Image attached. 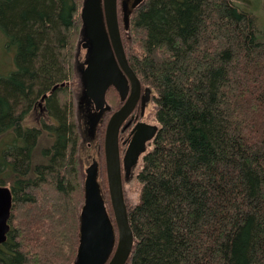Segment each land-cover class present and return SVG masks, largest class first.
I'll list each match as a JSON object with an SVG mask.
<instances>
[{"label":"trees","instance_id":"16d2710c","mask_svg":"<svg viewBox=\"0 0 264 264\" xmlns=\"http://www.w3.org/2000/svg\"><path fill=\"white\" fill-rule=\"evenodd\" d=\"M83 2L0 0V33L15 53V68L0 74V184L12 191L0 264L76 261L85 188L61 96ZM263 3L143 0L128 27L118 6L128 61L152 90L159 126L137 173L127 264H264ZM45 94L49 121L27 125Z\"/></svg>","mask_w":264,"mask_h":264},{"label":"water","instance_id":"95a60500","mask_svg":"<svg viewBox=\"0 0 264 264\" xmlns=\"http://www.w3.org/2000/svg\"><path fill=\"white\" fill-rule=\"evenodd\" d=\"M143 0H120L125 26L129 25L132 10ZM119 0H84L81 9L82 40L87 48L86 67L81 79L87 96L92 97L98 108L90 117V130L94 133L104 112L105 94L111 85H118L127 75L132 86L125 103L112 114L105 134V157L111 203L115 216L110 219L99 194L96 160L87 169L84 181L85 195L80 219V242L75 264H127L134 246V234L124 198L121 160L119 152V131L130 115L141 94V81L131 68L126 56L118 15ZM65 83L63 82L62 85ZM56 85L54 88H56ZM46 95H44L45 97ZM43 97V98H44ZM158 125L139 123L124 157L127 170L135 166L147 151L146 140L154 137ZM12 191L0 184V245L5 241L10 228Z\"/></svg>","mask_w":264,"mask_h":264},{"label":"flooded vegetation","instance_id":"af4514ba","mask_svg":"<svg viewBox=\"0 0 264 264\" xmlns=\"http://www.w3.org/2000/svg\"><path fill=\"white\" fill-rule=\"evenodd\" d=\"M84 43H86V39L82 40V46ZM83 47L85 48L86 53H85L84 65L81 67V71L86 67L87 48H86V46H83ZM129 65H130V63H129ZM131 68H132V66H131ZM81 83H82V79H81ZM141 85H142V83H141ZM84 89L85 88H84V85L82 83V91L79 94L80 100H79L78 107H80V108L85 107V109H87V111H88V114H87V117H88L87 123L89 125L88 131H89L91 137L92 136L96 137V140L98 142L97 143L98 155L96 158H92V162L94 160H96L98 163L96 179H97L98 184H99V194H100V196L104 202V205L106 207V210H107V213H108L110 219L112 220L113 223L116 224L115 216H114V212H113V207H112V203H111L110 191H109L106 157L103 158V161H101L100 155H102V153H103V156H105V142L104 141H105L107 124H108L112 114L114 112H116L125 103L126 99L129 97L131 90H132V86H131V82H130L128 76L126 75L124 80L120 81L118 85H111L108 88V90L105 94V98H106L105 100L106 101L104 103V112H103L93 134L90 130V123H89L90 117L93 115H96L101 108H98L95 100L92 97H89L86 95ZM113 90L115 91L114 94L109 96L110 92ZM115 93H116V95H115ZM45 95H46L45 97H44V95L41 97L42 101H44L45 98L47 97V94H45ZM152 100H153L152 90L150 88L144 87L142 85L140 97H139L136 105L134 106L132 112L130 113V115L122 123L120 131H119V135H118V137H119V152H120V160H121L122 186H123L124 198H125V202L127 205L128 213L130 211V208H129L128 201H127L126 187L125 186L127 183H129L131 181V179L134 177V175H136L138 173V172L136 173L135 169L137 167V164L141 160L143 154L140 156L138 163L135 166H133L130 170H127V168L125 167L124 157H125V154H126L128 147H129V144L133 138V135L135 133L134 129H135L137 124L146 123L150 126L151 125H157V124H154L150 120L151 111L150 110L148 111V109H147L148 103L149 102L151 103ZM46 117L48 118L47 115H46ZM101 134H103L104 139H102ZM99 139H100V141H99ZM152 139H153V137L147 138V140H146L147 149L150 146ZM104 159H105V164H104ZM89 166H87L85 169V173H86L85 179L88 175L87 169L89 168Z\"/></svg>","mask_w":264,"mask_h":264},{"label":"rangeland","instance_id":"374dc122","mask_svg":"<svg viewBox=\"0 0 264 264\" xmlns=\"http://www.w3.org/2000/svg\"><path fill=\"white\" fill-rule=\"evenodd\" d=\"M252 2V0H251ZM257 4V2H255ZM119 9H121L120 0H119ZM261 12L264 15V3L261 8ZM260 16L262 17V14L260 13ZM264 17V16H263ZM261 18L262 23H264V18ZM77 55H76V62L74 64V67L71 71L70 79L67 81V87L66 90L62 93V100H65L69 107L71 108V119L74 122L76 129L79 133V150H78V156H79V166L81 169V174L83 177V181H85V169L87 166H89L92 163V158H96L98 155V146H97V140L96 137L90 135L88 128L89 125L87 123L88 117V111L85 109V107H78L79 105V94L82 91V83H81V67L84 65L85 61V53L86 50L82 46V38L80 37L78 39V48H77ZM14 51L13 48H9L7 45V38L3 36L0 33V74L7 73L15 68L14 63ZM66 83V82H64ZM45 101H42L41 98L37 99L35 105L32 107L31 112L26 117L24 122L27 125H40L42 120H48L49 118L46 117L45 113ZM148 111H151V117L150 120L158 125V122L155 121V110L156 105L155 102L152 100L151 103L149 102L147 105ZM101 136H103L101 134ZM41 144H49L50 139L47 135H43L41 137ZM101 139V138H100ZM99 139V141H100ZM149 146L148 148H150ZM103 158L105 156L100 155V160L103 161ZM141 163L142 160L139 161L137 164V167L135 169L136 173L140 171L141 169ZM105 164V159H104ZM126 196L129 208L131 206L135 205L140 200V192H141V183L139 179L137 178V174L134 175V177L131 179L129 183L126 184Z\"/></svg>","mask_w":264,"mask_h":264},{"label":"bare ground","instance_id":"6f19581e","mask_svg":"<svg viewBox=\"0 0 264 264\" xmlns=\"http://www.w3.org/2000/svg\"><path fill=\"white\" fill-rule=\"evenodd\" d=\"M105 142V141H104Z\"/></svg>","mask_w":264,"mask_h":264}]
</instances>
